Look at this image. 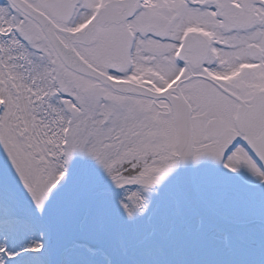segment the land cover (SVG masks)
<instances>
[{
    "label": "snow or ice",
    "instance_id": "snow-or-ice-1",
    "mask_svg": "<svg viewBox=\"0 0 264 264\" xmlns=\"http://www.w3.org/2000/svg\"><path fill=\"white\" fill-rule=\"evenodd\" d=\"M0 264H264V0H0Z\"/></svg>",
    "mask_w": 264,
    "mask_h": 264
}]
</instances>
